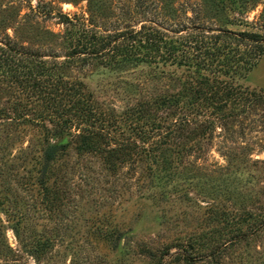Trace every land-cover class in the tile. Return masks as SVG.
<instances>
[{
    "label": "rangeland",
    "instance_id": "rangeland-1",
    "mask_svg": "<svg viewBox=\"0 0 264 264\" xmlns=\"http://www.w3.org/2000/svg\"><path fill=\"white\" fill-rule=\"evenodd\" d=\"M44 1L56 13L91 15L90 0ZM105 1V16L96 14L94 22L109 30L153 19L172 35L184 19L183 11L178 21L171 18L165 0L159 7L139 0L137 15L136 0ZM40 3L0 0V41L62 62L63 78L82 83L98 112L115 122H104L107 134L95 136L98 149H78V140H70L46 163L45 125L58 119L55 108L0 74V108L9 112L0 115V264H264V53L236 79L244 97L220 112L203 109L200 118L211 117L214 126L193 141L169 137L163 147L170 163L158 166L131 146L152 149L163 140L159 132L140 138L127 113L142 97L178 91L184 68L161 62L121 68L100 59L65 63L60 35L66 27L58 14L34 11ZM227 5L229 22H200L264 34V0L245 14ZM153 69L165 72L152 77ZM39 112L46 115L41 122ZM84 123L72 117L70 133L93 129ZM67 137L49 140L59 144Z\"/></svg>",
    "mask_w": 264,
    "mask_h": 264
},
{
    "label": "trees",
    "instance_id": "trees-1",
    "mask_svg": "<svg viewBox=\"0 0 264 264\" xmlns=\"http://www.w3.org/2000/svg\"><path fill=\"white\" fill-rule=\"evenodd\" d=\"M41 2L33 10L38 14H58L60 23L66 27L65 32L60 35L66 50L65 63L77 62L86 65L100 59L107 65L121 68L142 62L156 66L160 62L169 63L184 68L185 79L178 91L142 97L127 113L128 118L138 124L135 129L140 138L147 137L150 132H159L158 135L163 140L153 142L156 146L152 149H144L134 141L131 146L141 154L147 153L145 157L158 166L170 163L165 158L168 147H163L169 144V137L177 134L193 141L214 126L211 117L200 118L203 109H212V113L220 112L230 102L235 103L244 97L245 91L236 83V79L244 77L264 53L263 33L246 30L235 32L221 27L215 29L200 22L201 19L208 21L210 18L229 22L226 13L228 3L232 6L231 10L238 8L245 14L258 0H182L178 6L175 5V0H165L164 6L175 21L179 20L183 11L184 19L176 22L178 27L172 35L162 25L155 24L153 19H145L137 27L131 26L122 30L99 27L94 18L96 14L105 16L108 8L105 0H90L89 17L56 13L50 3L44 0ZM138 2L136 0V10L133 11L136 15L141 13ZM149 2L159 7V0ZM186 7L192 12V16L188 15ZM242 46L244 49H241ZM56 60L48 61L39 51L26 49L13 40L7 43L0 41V74L14 79L23 90L29 91L30 96L48 100L49 106L55 108L58 114L52 127L45 125L46 163L63 153L69 147L70 140H78V149H98L95 136L107 134L104 122L109 126L110 121L112 125L115 122L112 116L106 120L102 112H98V105H93L81 90L82 83H71L63 78L59 68L63 63ZM164 72L154 70L152 77ZM14 110L18 116H22V111L19 112L17 108ZM8 113L6 108H0V115ZM45 116L43 112H39V122ZM74 116L81 123L90 122L93 129L83 127L77 134L70 133V122ZM96 123L98 128H95ZM164 123H168L167 126ZM163 128L166 129L165 133L160 131ZM63 134H68L67 142H50V135ZM181 144L180 140L176 146Z\"/></svg>",
    "mask_w": 264,
    "mask_h": 264
}]
</instances>
